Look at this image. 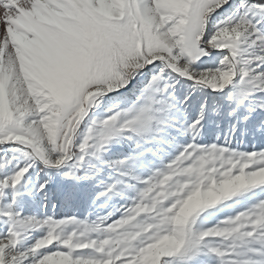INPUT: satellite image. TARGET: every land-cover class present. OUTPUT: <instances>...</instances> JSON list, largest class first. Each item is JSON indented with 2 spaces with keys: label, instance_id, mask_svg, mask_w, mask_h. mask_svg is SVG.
<instances>
[{
  "label": "snow or ice",
  "instance_id": "obj_1",
  "mask_svg": "<svg viewBox=\"0 0 264 264\" xmlns=\"http://www.w3.org/2000/svg\"><path fill=\"white\" fill-rule=\"evenodd\" d=\"M0 264H264V0H0Z\"/></svg>",
  "mask_w": 264,
  "mask_h": 264
}]
</instances>
